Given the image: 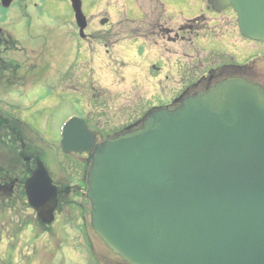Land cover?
Wrapping results in <instances>:
<instances>
[{
    "label": "water",
    "instance_id": "95a60500",
    "mask_svg": "<svg viewBox=\"0 0 264 264\" xmlns=\"http://www.w3.org/2000/svg\"><path fill=\"white\" fill-rule=\"evenodd\" d=\"M69 1L82 34L81 2ZM207 2L264 42V0ZM139 122L100 143L77 117L60 133L63 153L90 158V226L108 249L126 264H264V89L226 78ZM24 192L50 223L57 189L40 159Z\"/></svg>",
    "mask_w": 264,
    "mask_h": 264
},
{
    "label": "rangeland",
    "instance_id": "374dc122",
    "mask_svg": "<svg viewBox=\"0 0 264 264\" xmlns=\"http://www.w3.org/2000/svg\"><path fill=\"white\" fill-rule=\"evenodd\" d=\"M33 1L40 3L42 10H28L27 13L33 12L41 20L51 22L50 30L54 32L51 36L53 49L50 50L49 58L46 56L51 72L50 84L21 86L15 88L17 93H4L3 96L0 94L2 98H14L11 101L13 103H5L0 99V109L14 112L16 117L37 132L29 131L27 134L30 142L37 146V156L43 155L39 159L43 161L53 179L60 183L63 181L65 185H76L77 192L61 199L58 207L63 210H57L55 218L48 223V227L43 228L38 225L37 216L32 215L30 210L20 211L27 207L24 195L20 194L12 204L0 201V264H29L30 259L33 261L31 264H58V260L59 264H63L68 255L78 254L81 238L79 223L89 226L90 208L85 198L86 188L79 181L85 155H66L60 151L59 128L68 118L82 116L88 126L98 129L104 137L140 117L148 107L158 105L155 101L158 99L157 94L172 93L167 82L168 63L163 60L168 53L166 48H175L177 56L182 51L181 41H169L173 38V33L168 32H175V28L181 24H193L197 17H211L206 0H159L164 6L161 19L163 30L143 41L138 36H142L143 30L150 29L145 26V22L149 16L148 11L151 10L149 8L158 10L155 2L82 0L83 13L90 15V24L85 32H92L93 38L82 40L79 49V43L75 39L77 36L71 35L72 30L76 33L77 29L68 1L26 0V3L31 5ZM104 16L108 17L109 28H102L98 23ZM222 24L231 27L236 21L224 15ZM107 30L112 33L108 40L102 36ZM23 32L25 31L19 30L18 40L22 46H29L31 40ZM193 34L195 37L196 33ZM199 40L201 39H197ZM36 42L39 45L42 39ZM196 46L201 48V45ZM198 48L195 49L199 54L196 59L203 60L205 52ZM72 63L79 67L70 68L66 73L64 68H69ZM171 72L170 79L176 83L175 67ZM159 81L162 84L161 89L155 84ZM3 90L0 88V93ZM150 95L153 96L152 100ZM38 96H44V102L32 101ZM0 159L7 166L16 165L11 152H3ZM66 207H83L84 211L81 213L84 220H75L73 213L66 215ZM79 216L80 212L77 214ZM65 224H75L73 226L76 228L70 231Z\"/></svg>",
    "mask_w": 264,
    "mask_h": 264
},
{
    "label": "flooded vegetation",
    "instance_id": "af4514ba",
    "mask_svg": "<svg viewBox=\"0 0 264 264\" xmlns=\"http://www.w3.org/2000/svg\"><path fill=\"white\" fill-rule=\"evenodd\" d=\"M152 1L158 6L159 13H156L158 11L157 9L149 8L151 10L148 11L149 16L146 17L145 26H149L150 29L143 30L141 32L142 36H138V38L143 41L163 30L161 19L162 15H164V10L156 1ZM35 2L36 1H33L32 4L29 5L26 3V0H10L8 5L3 6L2 1L0 0V88L4 89L0 93L1 96H3L4 93H17L15 88H19L21 86H45L50 84L51 72L46 56L48 55L49 58L50 50L53 49L51 46V36H53L54 32L50 30L52 25L51 22L49 23L47 20H41L40 16H36L33 12L32 14L27 13L28 10L33 9L37 12H41L42 6L40 3ZM67 4L70 7L69 2H67ZM207 5L211 10V17H197L193 24L191 22L181 24V26H177L175 28V32H168L169 34L173 33V38L169 41L177 42L179 40L181 41L180 43H182V51L179 56H177L175 48L169 50L167 47L166 51H168V53L165 54L167 55L165 57L164 54L161 53L164 57L163 60L168 63L167 72L169 76H167V82L170 85L172 93L167 95L157 94L158 99L155 101L159 103L158 105L148 107L147 110L140 115V117H137L134 121H131L128 124L116 128V130L108 133V135L104 137L98 129L90 127L95 134L96 142H100L107 139V137L109 138L123 133L126 131L127 126L129 127L137 122L138 125L132 126V128H138L140 126L139 120L152 107H166L168 109H174L180 104L182 99L197 92L199 94L203 93L204 91L212 88L217 82H221L226 78H241L250 83L257 84L264 89V42L252 40L241 35L237 26L236 15L230 7L216 11L210 4L207 3ZM224 15L235 20L236 24L231 25V27H228L226 24H222ZM84 16L85 27L82 34H80L75 21H73V23L77 29L76 33L73 30L71 32L72 37H75L74 34L77 36L75 39L76 43H79V49L82 44V40L88 37H90V39L93 38L92 32H85L90 24L88 20L90 15L86 16L84 14ZM72 18L74 20L73 13ZM147 18L150 20H147ZM127 20L129 21L130 19L127 18ZM131 21H133V19ZM54 22H56V20ZM98 23L102 26V28H109L110 25L107 16L99 19ZM19 30H24L25 32L23 33L29 36L28 39L31 40L29 46L21 45L18 40ZM194 32L197 34H195V37L193 34ZM110 34H112L110 30L102 33L103 39L106 38V40H108ZM38 39H42V42L39 45H37L36 42ZM197 39L201 40L197 41ZM202 40L203 42H201ZM141 43L145 44L144 42ZM196 44L201 45V48H198ZM196 48H198V50L202 49L203 51H201L203 53L205 52L203 60L196 59L199 55L195 50ZM105 51L108 52V50ZM70 65L71 66H69V68H64L66 73L70 68L79 67L78 64L75 63ZM173 67H175L177 75L176 83L170 79ZM61 77L63 78V76ZM155 84L158 87L160 86L161 89L162 84L160 81ZM9 89L10 91H8ZM0 99H2L5 103H13L11 101H14V98L12 97H0ZM152 99L153 96L150 95V100ZM32 101L35 103L44 102V96H38L36 99L34 97ZM3 113L11 118L20 120L16 117L14 112H6L1 109L0 118ZM23 158V163L30 162V164L23 169V172L27 173L28 176L34 168V164L33 166L31 165V161L29 160L30 157L26 156ZM86 158L87 155H85V159L81 162L87 169L88 162L86 161ZM84 173L85 170L82 169V176L79 177V181H81L82 184L85 182ZM4 175L5 173L2 169H0V201L4 200L5 202H10V204H12V202L15 201V198H17L20 194L24 195L23 182L21 184L22 190H18V188H20L19 179L13 175L12 177ZM52 181L57 189V207L54 211L55 214L57 210L62 209L58 207L61 199L68 198L71 194H75L77 192V186L65 185L63 181L60 183L53 178ZM8 209H12V207H8ZM25 210H30L32 215H36L29 207H25L20 211ZM64 210H67L65 213L66 215H70L72 213L75 214V220L78 218L82 221L84 220V216L81 213L82 210L84 211L83 207H66ZM79 212L80 216L77 217ZM79 224L78 230L81 236L78 244L79 252L76 255H68L66 257L67 260L63 261V264L65 262L68 264H116V262L117 264H126L120 258L112 254L102 243L92 230L90 223L89 226H86L84 223ZM38 225L42 228L48 227V224H42L40 222ZM73 225L65 224L70 231L74 230L73 228H76ZM28 262L31 264L33 261L30 259ZM57 263L59 264L60 260H58Z\"/></svg>",
    "mask_w": 264,
    "mask_h": 264
},
{
    "label": "trees",
    "instance_id": "16d2710c",
    "mask_svg": "<svg viewBox=\"0 0 264 264\" xmlns=\"http://www.w3.org/2000/svg\"><path fill=\"white\" fill-rule=\"evenodd\" d=\"M154 1H156L162 9L164 8L159 0ZM4 114L5 113H3L0 118V158L3 152H5V154L11 152L16 160V165L7 166L8 164L2 163L0 159V169L5 173L4 176H16L20 182V188H18V190H22L21 184L27 175V173L23 172V169L30 164V162L23 163V157H30L31 165L33 166L34 158H41L43 155L41 157L37 156L39 153L36 144L30 142V139L27 138L29 131L35 132V130L25 122ZM88 160L87 158L86 161ZM82 169H86L83 164Z\"/></svg>",
    "mask_w": 264,
    "mask_h": 264
}]
</instances>
